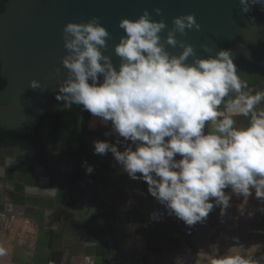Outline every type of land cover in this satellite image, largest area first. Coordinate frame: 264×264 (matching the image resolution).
Listing matches in <instances>:
<instances>
[{"label": "clouds", "instance_id": "clouds-1", "mask_svg": "<svg viewBox=\"0 0 264 264\" xmlns=\"http://www.w3.org/2000/svg\"><path fill=\"white\" fill-rule=\"evenodd\" d=\"M239 4L244 13L254 5L264 10V0ZM154 11L163 15L160 8ZM152 15L145 9L138 19L120 20L124 35L114 49L118 68L102 51L111 33L99 17L68 22L63 28L67 55L62 58L68 74L57 99L82 106L99 123L110 125L105 135H115L116 143L94 141V154L111 153L120 174L146 182L148 194L189 229L205 223L214 207H220L223 217L233 195L243 197L239 211L244 215L253 192L264 201V91L248 89L230 49L213 55L202 44L209 55L200 58L192 44L178 40L177 33L201 28L195 14L175 17L166 39L160 34L167 23ZM168 45L183 51L172 54ZM31 87L40 88V82L32 80ZM241 116L247 120L244 125L236 120ZM14 163V157H6L0 177ZM82 166L86 173L94 171L87 161ZM32 188L25 185V195ZM6 254L0 247V257ZM211 264L254 261L229 254Z\"/></svg>", "mask_w": 264, "mask_h": 264}, {"label": "water", "instance_id": "water-1", "mask_svg": "<svg viewBox=\"0 0 264 264\" xmlns=\"http://www.w3.org/2000/svg\"><path fill=\"white\" fill-rule=\"evenodd\" d=\"M3 8L0 13V78L6 81V86L0 91V127L5 130L31 126L37 116L69 106L57 99L59 85L68 74L62 64V58L67 55L63 28L68 22H87L92 17H99L100 23L111 33L108 46L102 51L118 68L120 58L114 49L124 35L119 27L121 19H138L147 9L154 20L163 19L167 23L160 34L166 39L175 17L195 14L201 28L188 30L187 35L177 33L178 40L192 44L200 58L209 55L201 48L202 44L212 48L213 55L230 49L238 74L246 81L248 89L253 88L249 86L252 78L264 85V10L261 5H254L251 11L244 13L239 0H7ZM156 8L162 9V16L155 14ZM167 50L175 55L183 51L170 45ZM193 59L189 57L187 62L192 63ZM57 68L61 69L58 74ZM32 80L39 81L41 87L33 89ZM84 111L81 106L78 132L91 153L88 162L91 166L105 155L94 154L93 141L88 134H96L101 137L97 140H104L102 137H107L105 133L110 125L99 123L91 115L84 131ZM236 120L241 125L247 123L242 116ZM99 126L105 131H97L95 128ZM120 150H124L123 146ZM5 152L15 158V163L0 177V184L5 185L0 189V212L37 228L38 238L29 264H143L150 252L178 249L182 242L195 255L198 242L202 241V232L199 238L189 239L178 229L171 231L153 223L151 217H161L165 214L163 211L154 215V211L142 206L122 208L102 193L109 187L93 186L92 173H87V184L97 198L94 200L97 207L83 209L78 219H68L82 211L80 205L63 211V205L57 202L71 168L47 161L42 147L34 151L3 148L0 166L5 164ZM107 156V163L113 169L116 161L110 158L111 153ZM25 185L33 186L30 195H25ZM107 216L124 218L131 226L135 225L134 229L125 227L126 237L135 245V250L127 244L123 252L119 251L121 243L116 236L93 227L96 219L105 220ZM178 233L182 234L181 239L175 238ZM138 244L145 248L144 254Z\"/></svg>", "mask_w": 264, "mask_h": 264}, {"label": "crops", "instance_id": "crops-1", "mask_svg": "<svg viewBox=\"0 0 264 264\" xmlns=\"http://www.w3.org/2000/svg\"><path fill=\"white\" fill-rule=\"evenodd\" d=\"M124 179L128 182L126 185L121 184ZM106 187H109V189L104 190L102 193L105 195L107 194L106 196L110 197L122 208L142 206L146 207L150 212L154 211V215L159 214L156 212H165L161 217H151V220L153 223H158L167 230L172 231L178 229L189 239H197L201 232L203 233L201 237L202 241L198 242L196 249L199 252L197 251L198 253H195V255H193V252L185 246L184 242H182L178 249L170 248L164 252H150L146 257L147 260L145 259L143 264H201L199 260H201V258H206V252L209 253V251L213 250L210 253L212 255L215 252L214 256L216 257L219 255V248L224 246L225 240L230 242L228 243L230 246L232 243L230 239L233 236V233L240 230L245 231V234L243 235L245 244L243 247H245L247 251H250L252 250V247L250 244V246L248 245L249 240L261 234L263 228L262 224H264V211H261V209H264V201L256 199L254 192L253 196L248 200L244 215H241L239 211V205L242 203L243 197L233 195L230 202L232 206L227 209L226 214L223 217L221 216L220 207H214L205 223H197L194 227L189 229L183 221L178 220L174 215L170 216L165 207L148 194V186L146 182L132 180L126 173L120 174L119 168L115 170L111 181ZM225 191L230 192L231 190L226 189ZM68 197L70 199H76L75 206L80 205L82 210L78 214H73L71 218L68 216V219H78L81 217L80 214L83 212V209L92 206L95 207V205L97 207L98 205V203H95L97 198L95 199L94 193H92V191L85 185L75 189L68 195ZM129 201H132V203H129ZM72 208H63V211L71 210ZM249 212L253 214L249 216ZM0 224L2 227H6L12 237L8 248L9 257L6 262L0 261V264H29L35 242L38 238L37 228H35L33 224L1 212ZM258 224L260 225L258 226ZM128 226H131V224L130 222L125 221L124 218L123 220H120L119 218L115 219L112 216H107L105 220L96 219L93 222V227L104 229V232L116 236L119 239V243H121L119 251L121 252H123L124 247L127 246V244L131 245L135 250V245L126 237L128 231L125 227ZM21 230L23 236L19 238V242L13 241V238L20 234ZM175 238L181 239L182 234H176ZM138 248L142 251V254L145 253V248H143L141 244H138ZM215 248H217L216 251H214ZM197 258H199V260H197Z\"/></svg>", "mask_w": 264, "mask_h": 264}, {"label": "trees", "instance_id": "trees-1", "mask_svg": "<svg viewBox=\"0 0 264 264\" xmlns=\"http://www.w3.org/2000/svg\"><path fill=\"white\" fill-rule=\"evenodd\" d=\"M7 0H0V13ZM6 86V81L0 78V91ZM8 99L4 103H7ZM81 106L71 104L65 110L57 111L47 115H39L31 126L5 130L0 127V149L21 148L33 150L38 147H48L62 144L64 152L61 159L67 160V165L72 169L65 180L60 194V203L65 209L75 206L76 199H70L68 195L79 188L88 178L84 171L83 162L91 159V153L78 132V118ZM91 114L84 111L83 128L86 131V123ZM92 172V184L107 185V177L110 173L106 163L95 161Z\"/></svg>", "mask_w": 264, "mask_h": 264}, {"label": "rangeland", "instance_id": "rangeland-1", "mask_svg": "<svg viewBox=\"0 0 264 264\" xmlns=\"http://www.w3.org/2000/svg\"><path fill=\"white\" fill-rule=\"evenodd\" d=\"M264 208V205H263ZM260 224H258L259 226ZM263 228L261 231V234L256 236L253 239H250L248 242V245H251V249L250 251H247L245 249L244 246V242L245 239L243 238V235L245 234V231L240 230L238 232H234L233 233V238L231 237L230 241L232 242L231 245L229 246L228 243H230L228 240H225L224 246L222 248H219V255H217L216 257L214 256L215 252L211 255L209 251L206 252V258H201V260H199V258H197V260L200 261L201 264H211V261L213 259H220L225 255H242L245 258H252V260L254 261V264H264V224H262ZM207 234V233H206ZM23 236V232L22 230L20 231V234L16 235L15 238H13V241L15 242H19V238H21ZM260 236V237H259ZM11 234L9 233V231L6 229V227H2L0 224V244L1 247L5 248L7 251V254L3 257H0V261L1 262H6L7 258L9 257V251L8 248L10 246V242H11ZM253 243V244H251ZM234 244V245H232ZM249 245V246H250ZM248 246V247H249ZM217 248L214 249V251H216ZM198 250H196V253ZM199 257V256H198ZM196 261V260H194Z\"/></svg>", "mask_w": 264, "mask_h": 264}, {"label": "flooded vegetation", "instance_id": "flooded-vegetation-1", "mask_svg": "<svg viewBox=\"0 0 264 264\" xmlns=\"http://www.w3.org/2000/svg\"><path fill=\"white\" fill-rule=\"evenodd\" d=\"M249 86H252L253 88H251L250 90H252V91H264V85H262V84H260L257 80H255V79H251L250 80V82H249ZM5 102V101H4ZM3 102V104H5ZM97 131H99V132H101V131H105L104 130V128H102V127H96L95 128ZM109 131H111V126H110V129L108 130V131H106V133H108ZM89 135V139L91 140V141H95V140H97V139H99V138H101V137H98L96 134H92V133H89L88 134ZM113 137H115V135H113V136H107V137H102V139H104V140H108L109 142H111V143H116V137H115V139H113ZM101 140V139H100ZM45 151H46V155H47V161H49V162H51L52 164H55V165H57V166H66V167H69L68 165H67V160H65V159H61V155L63 154V152H64V146L62 145V144H55V145H51V146H48V147H42ZM3 149V148H2ZM35 149H38V148H35ZM35 149H33V150H29V151H34ZM0 151H1V149H0ZM6 157H11V154L8 152V153H6L5 152V154H4ZM111 159H114V157H113V155L110 157ZM102 159L103 160H101V159H99V160H95V161H97V162H100V163H106L107 165H108V167H109V170H110V173H109V175H108V177H107V182H108V184H109V182L111 181V179H112V176H113V174L115 173L114 171L117 169V168H119V166L117 165V162H116V164H114L113 163V165H115L114 167H113V169L110 167V165L107 163V159H108V156L107 155H105L104 157H102ZM106 160V161H105ZM70 168V167H69ZM112 170H113V172H112ZM71 171H72V169H71ZM69 176V175H68ZM89 177V176H88ZM92 178H93V175H92ZM67 179V178H66ZM65 179V180H66ZM88 179V178H87ZM126 183H128L127 181H126V179H124V181L123 182H121V184H125L126 185ZM135 183V182H134ZM64 184V183H63ZM87 186L88 187V184H87V180H86V182H84L81 186ZM80 186V187H81ZM93 186L95 187V188H100V187H106L107 185H102V184H99V185H94L93 184ZM63 187V186H62ZM89 188V187H88ZM61 191H62V189L60 190V192H59V194H58V198H57V202L59 203V204H61L60 203V200H59V198H60V194H61ZM93 193V192H92ZM61 205H63V204H61ZM63 208H65L64 206H63Z\"/></svg>", "mask_w": 264, "mask_h": 264}, {"label": "bare ground", "instance_id": "bare-ground-1", "mask_svg": "<svg viewBox=\"0 0 264 264\" xmlns=\"http://www.w3.org/2000/svg\"><path fill=\"white\" fill-rule=\"evenodd\" d=\"M111 191V190H110ZM114 193H115V191H114ZM107 195V194H106Z\"/></svg>", "mask_w": 264, "mask_h": 264}]
</instances>
